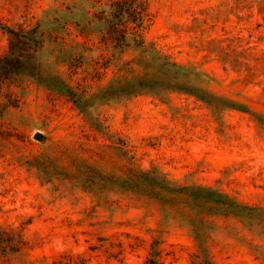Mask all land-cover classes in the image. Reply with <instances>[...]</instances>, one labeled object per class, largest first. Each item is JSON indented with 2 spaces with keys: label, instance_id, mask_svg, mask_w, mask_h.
Listing matches in <instances>:
<instances>
[{
  "label": "rangeland",
  "instance_id": "rangeland-1",
  "mask_svg": "<svg viewBox=\"0 0 264 264\" xmlns=\"http://www.w3.org/2000/svg\"><path fill=\"white\" fill-rule=\"evenodd\" d=\"M146 3L143 47L121 50L102 37L92 0H0V56L4 27L34 28L42 42L29 76L11 87L18 106L0 117V239L26 243L0 264H145L154 247L162 264L198 263L191 228L172 213L62 179L61 148L79 143L128 141L143 168L264 208V0ZM148 48L188 73L209 104L176 91L108 97L114 79L144 72ZM112 152L123 165V150ZM210 221L211 264H264L262 218Z\"/></svg>",
  "mask_w": 264,
  "mask_h": 264
},
{
  "label": "trees",
  "instance_id": "trees-1",
  "mask_svg": "<svg viewBox=\"0 0 264 264\" xmlns=\"http://www.w3.org/2000/svg\"><path fill=\"white\" fill-rule=\"evenodd\" d=\"M99 6L93 15L104 25L102 37L123 50L129 43L143 47L142 33L152 21L146 0H92ZM8 35L7 51L0 56V117L9 108H16L19 97L11 90L16 81L28 77L35 67V55L41 47L36 30L4 27ZM148 60L143 62L141 75L114 79L104 91L108 97L131 98L143 94L162 96L167 92H183L209 104V96L194 85V80L181 67L148 48ZM109 137V136H108ZM116 144L79 143L61 148L63 156L59 172L62 179L74 187L103 200L119 194L129 200L153 204L172 213L186 223L198 243L197 264H211L206 249L211 228L210 218H236L253 225L264 220V208L248 206L216 189L200 185H185L169 180L157 167L143 168L136 160V147L128 141ZM123 150L124 164L114 160L112 150ZM25 242H14L9 233L0 239V262L21 251ZM153 252L145 264H162L159 251Z\"/></svg>",
  "mask_w": 264,
  "mask_h": 264
},
{
  "label": "water",
  "instance_id": "water-1",
  "mask_svg": "<svg viewBox=\"0 0 264 264\" xmlns=\"http://www.w3.org/2000/svg\"><path fill=\"white\" fill-rule=\"evenodd\" d=\"M36 138H39V136L37 135V137Z\"/></svg>",
  "mask_w": 264,
  "mask_h": 264
}]
</instances>
